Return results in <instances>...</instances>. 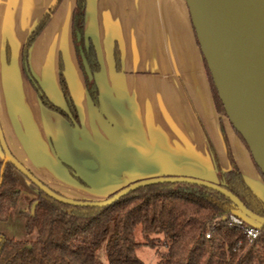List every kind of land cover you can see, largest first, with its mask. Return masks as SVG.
<instances>
[{
  "label": "crops",
  "instance_id": "obj_1",
  "mask_svg": "<svg viewBox=\"0 0 264 264\" xmlns=\"http://www.w3.org/2000/svg\"><path fill=\"white\" fill-rule=\"evenodd\" d=\"M54 1L0 0V127L10 153L34 177L64 197L89 201L143 179L209 178L207 140L221 170L230 169L222 123L237 168L262 195L248 152L216 111L185 0H86L85 37L100 66L99 110L87 94L72 43L75 0H62L28 51V70L49 100L66 110L61 60L78 126L40 103L22 64L27 37ZM66 166L87 186L73 180Z\"/></svg>",
  "mask_w": 264,
  "mask_h": 264
},
{
  "label": "trees",
  "instance_id": "obj_2",
  "mask_svg": "<svg viewBox=\"0 0 264 264\" xmlns=\"http://www.w3.org/2000/svg\"><path fill=\"white\" fill-rule=\"evenodd\" d=\"M61 2L54 1L27 37L22 47V64L40 103L72 126H78L76 108L61 60L59 85L66 110L49 100L28 70V51ZM85 14L86 0H75L71 14L72 43L80 69L83 72L81 52L94 77L100 66L93 43L85 37ZM5 57L9 64L8 46ZM113 61L115 70L119 71L120 51L116 43ZM204 66L216 111L225 117L205 62ZM84 80L87 94L99 110L97 85L94 80L89 82L85 74ZM220 130L230 165L228 171L222 172L214 148L207 140L218 185L236 196L249 211L264 218V202L253 193L237 168L222 123ZM233 132L247 150L241 137ZM66 170L73 180L87 186L72 168L66 166ZM17 174L10 164L5 166L0 183V223L8 220L19 200ZM232 208L231 202L220 193L187 184L147 186L103 208L63 205L37 190L36 198L25 215L28 239L15 240L0 235V264H100L97 251L102 247L106 264H143L136 255L140 247L152 249L158 259L157 264H264V228L256 239L249 240L243 228L224 219ZM207 234L209 238H206Z\"/></svg>",
  "mask_w": 264,
  "mask_h": 264
},
{
  "label": "water",
  "instance_id": "obj_3",
  "mask_svg": "<svg viewBox=\"0 0 264 264\" xmlns=\"http://www.w3.org/2000/svg\"><path fill=\"white\" fill-rule=\"evenodd\" d=\"M185 2L200 53L225 113L223 118L245 143L246 151L260 171L264 183V0ZM80 58L87 80L95 81V75L92 76L81 52ZM0 150L3 154L0 183L5 166L10 164L37 190L63 205L103 208L140 188L159 184H187L220 193L232 204L228 215L232 214L259 231L264 228V218L249 211L236 196L218 185L213 166V175L205 179L185 175L149 178L130 183L103 200H75L51 190L18 162L7 147L1 127ZM246 184L264 202L250 184ZM228 215L224 217L226 221Z\"/></svg>",
  "mask_w": 264,
  "mask_h": 264
},
{
  "label": "rangeland",
  "instance_id": "obj_4",
  "mask_svg": "<svg viewBox=\"0 0 264 264\" xmlns=\"http://www.w3.org/2000/svg\"><path fill=\"white\" fill-rule=\"evenodd\" d=\"M254 171L257 174L256 176L260 179L259 181L262 187V195L259 196H262L264 199V183L255 168ZM17 179V188L20 193L19 200L16 204V207L11 211L8 220L6 222L0 223V235L13 238L15 240H25L28 239L25 234V215L31 207L32 201L36 198L37 189L19 173L17 174ZM137 238L139 239V237ZM136 255L143 262V264H157L158 259L155 255V252L148 247H140L137 250ZM97 257L100 264H106V257L103 247L97 251Z\"/></svg>",
  "mask_w": 264,
  "mask_h": 264
},
{
  "label": "built area",
  "instance_id": "obj_5",
  "mask_svg": "<svg viewBox=\"0 0 264 264\" xmlns=\"http://www.w3.org/2000/svg\"><path fill=\"white\" fill-rule=\"evenodd\" d=\"M229 224H232L233 226L243 228L245 235L249 240H254L258 237L259 235V230L245 224L241 219L233 216L232 214L228 215V220ZM206 238H209V234L206 235Z\"/></svg>",
  "mask_w": 264,
  "mask_h": 264
}]
</instances>
